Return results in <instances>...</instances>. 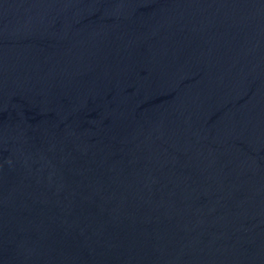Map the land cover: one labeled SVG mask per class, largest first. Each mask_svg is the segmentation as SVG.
Returning <instances> with one entry per match:
<instances>
[{
  "label": "water",
  "instance_id": "1",
  "mask_svg": "<svg viewBox=\"0 0 264 264\" xmlns=\"http://www.w3.org/2000/svg\"><path fill=\"white\" fill-rule=\"evenodd\" d=\"M0 264H21V263H8V262H0Z\"/></svg>",
  "mask_w": 264,
  "mask_h": 264
}]
</instances>
